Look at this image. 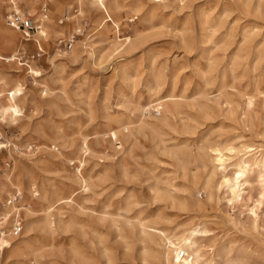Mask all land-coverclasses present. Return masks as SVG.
<instances>
[{
  "label": "rangeland",
  "instance_id": "rangeland-1",
  "mask_svg": "<svg viewBox=\"0 0 264 264\" xmlns=\"http://www.w3.org/2000/svg\"><path fill=\"white\" fill-rule=\"evenodd\" d=\"M10 1L0 106L20 113L0 118V197L5 187L24 209L1 200L0 229L16 216L23 232L1 237L0 264H264V171L231 209L209 163L215 146L264 154V0H109L106 30L84 13L76 31L69 0H17L57 30L28 42L6 24ZM49 210L64 232H47ZM193 228L196 262L173 245Z\"/></svg>",
  "mask_w": 264,
  "mask_h": 264
},
{
  "label": "bare ground",
  "instance_id": "bare-ground-1",
  "mask_svg": "<svg viewBox=\"0 0 264 264\" xmlns=\"http://www.w3.org/2000/svg\"><path fill=\"white\" fill-rule=\"evenodd\" d=\"M16 1L17 0H14V1L11 0L10 1V11L15 10V11H18L21 13V10L18 9ZM59 1H61V0H56L57 3ZM69 1L71 3L77 5L79 7V11H80V14H78L76 16L73 15L70 19L69 18L67 19L68 21H71L73 31L80 29L79 18H81L82 14H84V13L85 14L87 13L86 15H88V16L96 15L97 18L100 19L99 23L102 26V28H104L105 30H106V28H108L106 19L108 17H110V15H109V11H110L109 8L110 7L108 8L109 0H69ZM27 2L28 1H26V6H27ZM31 3H33V2H31ZM53 5L55 6V1H54ZM118 7L119 6L117 4H115L114 10H117ZM27 13H28V15H30L29 11ZM74 13H76V11H74ZM41 17H42V19L39 22L40 26H41V32H39L40 26L38 25V23L36 21H34V23L37 26V31L35 32V34L36 35L40 34V36L38 35L40 38L45 36L44 30H43L44 27L49 26V27H51V29H53V30L55 29V27L47 21V16H45L42 13ZM34 35L32 37H34ZM7 39H8L7 41L12 43V45L15 44V39H14L13 33H7ZM39 49L40 48L38 47L37 51ZM14 60H15V54H10L7 57L0 56V61L3 63L9 64L11 62H14ZM0 82H1V79H0ZM21 91H22L21 87H15L10 92L11 100L18 99L21 95ZM19 113H20V111L13 107L11 101H10V104L8 106H0V118L2 120L6 119V118L10 119V120H15L19 116ZM83 143L85 145V148L87 149L86 142L83 141ZM4 147H5V145L0 144V148H4ZM219 147H221V146H219ZM219 147L215 146V147L210 149L209 163H210V169L212 170L210 177L215 175V174L219 175L218 185L216 184V186H218L219 189L223 191V194H225L227 196V202H228L229 206L231 207V209H233V208H235V206L241 205V203L243 201V196L245 195L246 190L250 187V178L252 176L253 171L256 169L260 170V171H264V154H263V151L259 150L258 147H257L258 149L255 148L254 146H246L245 145L244 147L242 146L241 148H236V147L231 146V147L224 149V150L219 148ZM82 164L80 163L79 167H82ZM10 180L12 181V184L15 185V180H12V179H10ZM80 180L82 182V185L86 184V179L83 178L82 176L80 177ZM210 181H211L210 179H208L206 181L207 185L210 183ZM1 188H3L4 190H2V194H1L2 198L0 197V209L2 207L1 200L2 201L5 200L6 203H10L12 206L16 205L17 203H15L13 200L15 194L8 195L10 193L9 190L5 191L7 188H5V187H1ZM204 189H205V187H204ZM206 197H208L207 192H206ZM50 208H52V206L49 207L48 209H50ZM8 209L12 210L13 207L12 208H4L6 213H8V211H9ZM255 209H257V206H254V208L250 209L249 212L253 218L254 226L257 227V225H258V214L256 213ZM17 210L21 211L22 209L19 208ZM53 212L54 211L49 210V213H47L46 219H45V225L47 226V232L51 233V234L56 232V231H53L54 224H55L54 227L57 226L58 227L57 229H59V230L63 231V228H64L63 221L60 217L61 214L58 211L57 212L55 211V214ZM52 217H54V220L51 219ZM16 218H20V217H16ZM64 230H65V228H64ZM185 232H182L181 235L180 234L178 235V238L175 239L176 244H173V245H174L175 249L178 250L179 252L186 253L187 255L191 254V256L194 254L195 255V261L194 262H196L198 259V256H197V250H196L197 248H196L195 240H196L197 234L200 233L201 231L198 228H193V229H190L187 234H185ZM4 237H5V235H4ZM186 260H187V257L184 258L183 261H186ZM33 264H37V263L34 261ZM233 264H243V260L242 259L237 260Z\"/></svg>",
  "mask_w": 264,
  "mask_h": 264
},
{
  "label": "built area",
  "instance_id": "built-area-1",
  "mask_svg": "<svg viewBox=\"0 0 264 264\" xmlns=\"http://www.w3.org/2000/svg\"><path fill=\"white\" fill-rule=\"evenodd\" d=\"M6 24L11 29L16 30L19 32L23 38V40H26L27 42L31 39V37L35 34L37 31V26L33 21L22 15L20 12L12 10L10 11L6 16ZM85 32V29H82L81 34L75 33L72 34L69 39L65 43H63V47L69 51L72 49L73 44L77 40L78 37L83 36ZM43 54L42 50H36V53L31 55L30 59H36L39 58ZM22 59V58H21ZM19 197V194H16L13 198L14 202L17 203L16 206L18 208H21V203H19V200L17 199ZM24 207V206H23ZM22 210L24 208H21ZM5 226L0 229V239L3 235L10 236L13 239H18L22 232H23V222L21 221V218H13L12 224L10 225L8 231L5 230ZM179 257L183 258L185 257V254L183 252L179 253Z\"/></svg>",
  "mask_w": 264,
  "mask_h": 264
}]
</instances>
